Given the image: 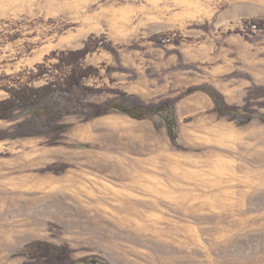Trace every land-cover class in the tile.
<instances>
[{
	"label": "rangeland",
	"instance_id": "374dc122",
	"mask_svg": "<svg viewBox=\"0 0 264 264\" xmlns=\"http://www.w3.org/2000/svg\"><path fill=\"white\" fill-rule=\"evenodd\" d=\"M252 19H264V0H0V99L20 82L63 79L69 67L53 53L93 37L119 57L89 54L83 64L100 70L89 85L157 101L208 83L242 104L264 84V30ZM160 34L171 41L156 43ZM213 107L203 91L178 100L183 148L160 124L167 106L90 120L78 107L60 143L0 140V264L35 260L34 241L109 264H264V121L240 125ZM52 164L69 167L42 171Z\"/></svg>",
	"mask_w": 264,
	"mask_h": 264
},
{
	"label": "trees",
	"instance_id": "16d2710c",
	"mask_svg": "<svg viewBox=\"0 0 264 264\" xmlns=\"http://www.w3.org/2000/svg\"><path fill=\"white\" fill-rule=\"evenodd\" d=\"M246 24L259 30H264V19H252ZM156 43L164 44L171 39L166 34L154 36ZM104 47L113 52L116 57L119 53L116 47L106 39L90 38L79 49L54 52L58 58L57 68L69 67L63 79H54L43 85H34L29 82H20L7 89L9 96L0 99V120L13 121L7 128H0V140L17 139L29 136L46 135L49 144L60 143L64 138L67 125L62 121L64 116L72 114L74 109L79 111L84 120L106 115L112 110L127 113L136 118L151 117L160 107L167 106V111L160 116V124L165 126L171 143L177 148H183L179 142V122L176 113V103L181 98L197 91L206 92L214 101L211 112L230 120H237L238 124L245 125L253 119L264 121V84L249 88L242 104L230 103L225 95L216 86L208 83L193 85L173 97L161 98L157 101H147L142 97L119 88H103L89 85L87 80L99 73L93 65H84L86 57L96 49ZM111 70L128 71L124 66L110 67ZM44 70L40 67L35 74L41 76ZM111 93L107 99L96 102L88 101L91 96ZM68 164L49 165L42 171L62 172ZM41 244L42 252L35 260L24 261L23 264H109L100 255L91 254L75 258L70 244L53 245L49 241H34ZM55 247V250L52 248Z\"/></svg>",
	"mask_w": 264,
	"mask_h": 264
}]
</instances>
